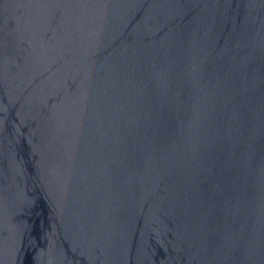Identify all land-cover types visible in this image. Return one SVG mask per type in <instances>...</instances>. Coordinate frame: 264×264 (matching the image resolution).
<instances>
[{
  "label": "water",
  "instance_id": "95a60500",
  "mask_svg": "<svg viewBox=\"0 0 264 264\" xmlns=\"http://www.w3.org/2000/svg\"><path fill=\"white\" fill-rule=\"evenodd\" d=\"M0 264H264V0H0Z\"/></svg>",
  "mask_w": 264,
  "mask_h": 264
}]
</instances>
